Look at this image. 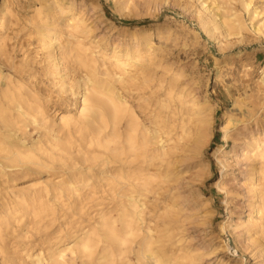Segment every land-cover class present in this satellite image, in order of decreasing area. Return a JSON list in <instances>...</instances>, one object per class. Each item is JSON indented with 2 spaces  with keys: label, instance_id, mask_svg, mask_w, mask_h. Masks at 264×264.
<instances>
[{
  "label": "bare ground",
  "instance_id": "1",
  "mask_svg": "<svg viewBox=\"0 0 264 264\" xmlns=\"http://www.w3.org/2000/svg\"><path fill=\"white\" fill-rule=\"evenodd\" d=\"M173 1L185 10L193 7L192 14L201 27L216 39L223 35L243 41L249 31L258 39L264 38V0ZM45 7L47 13L38 32L49 49L48 66L59 77L62 92L74 100L81 95L80 106L75 113L66 110L51 116L38 91L19 77L16 66L8 69L18 77L4 73L0 63V250L6 246L5 232L24 212L32 214L30 222L36 230L55 225L58 217L62 220L47 234V247L24 249L21 264H183V260L194 259L180 232L175 235L167 224L162 236L146 218L145 198L161 177L166 157L176 149L168 143L172 140L170 128L178 119L182 133L192 138L194 131L187 133L188 123L194 117L203 121L195 109L199 111V105L206 101L187 85L176 86L173 77L159 101L161 109L170 108L168 115L153 112L151 124H145L129 100L130 90H141L151 80L147 73L151 57H141L144 50L139 41L130 45L120 40L110 46L105 41L100 47L94 43L93 27L72 0H47ZM10 13L7 0H1V56L5 54L4 25ZM151 26L112 29L136 33ZM145 44L148 52L149 42ZM244 54L239 51L234 55ZM71 63L84 71L76 80L64 72ZM258 83L264 84V66ZM159 86H164L162 79ZM222 117L228 121L232 115L224 112ZM250 119H246L243 132ZM30 125L38 135L28 144L25 137ZM255 125L256 132L250 133L245 144L253 147L257 159L254 173L264 179V120H256ZM161 129L168 140L163 139ZM224 131L223 139L227 140V129ZM222 149L217 147L214 153ZM43 173L47 180L39 177ZM9 174L29 181L3 192L8 188L4 184L14 179L3 177ZM223 179L221 175L216 184ZM261 185L252 184L251 188L262 213ZM255 207L256 203L251 204V210ZM177 235L176 243H169ZM163 237L167 239L163 241Z\"/></svg>",
  "mask_w": 264,
  "mask_h": 264
},
{
  "label": "rangeland",
  "instance_id": "2",
  "mask_svg": "<svg viewBox=\"0 0 264 264\" xmlns=\"http://www.w3.org/2000/svg\"><path fill=\"white\" fill-rule=\"evenodd\" d=\"M72 1L93 27L95 45L102 47L106 41L110 46L120 40L132 45L138 40L144 50L141 57H151L147 71L151 76L149 85L129 91V100L145 124H151L153 112L168 115L170 108L161 109L159 101L165 97L164 88L173 77L177 79L176 86L185 84L206 101L199 105V111L195 109L203 121L197 122L194 117L188 123L187 133L194 131L192 138L182 133L178 119L170 128L172 140L168 143L176 149L166 157L168 162L161 169V177L146 195V218L162 236L167 224L175 235L180 232L187 250L195 256L183 260V264H264V212H260L259 200L251 188L261 182L264 190V179L254 173L257 159L253 147L245 144L250 133L257 130L255 121L264 120V84L258 83L264 66V38L258 39L249 31L243 41L235 36L226 39L223 35L216 39L201 27L192 14L193 7L185 10L173 0ZM7 2L11 13L4 25L5 54L0 55L3 72L19 75L27 86L35 88L51 116L66 110L75 113L81 95L74 100L68 92L61 91L59 77L48 66L49 49L38 32L41 18L47 13V0ZM242 14L249 23L248 14L245 11ZM134 25L152 26L146 30L149 33L112 29ZM102 38L105 40L98 42ZM146 41L150 45L148 52ZM239 51L245 52L244 56L234 55ZM10 65L16 66L18 75L8 69ZM65 71L71 80L84 74L76 63ZM161 79L163 87L159 86ZM224 112L232 118L223 119ZM249 116V128L243 132ZM224 129L227 140L223 139ZM161 130L163 139L168 140L164 129ZM261 134L264 135V130ZM37 135L34 126H28L26 142L30 144ZM217 147L223 149L215 154ZM221 175L224 179L216 184ZM9 176L14 179L4 184L8 188L2 189L3 192L29 181L14 174L3 177ZM39 177L47 180L46 173ZM253 203L256 207L251 210ZM33 218L32 214L22 212L5 232L6 246L4 251L0 250V264H21L19 258L25 255L26 247H32L31 251L47 247V234L62 220V216L58 217L55 225L36 230L37 226L30 222ZM179 235L169 243H176Z\"/></svg>",
  "mask_w": 264,
  "mask_h": 264
}]
</instances>
